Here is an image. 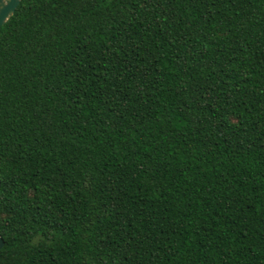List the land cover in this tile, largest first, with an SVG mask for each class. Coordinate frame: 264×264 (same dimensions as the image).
<instances>
[{
    "label": "trees",
    "instance_id": "trees-1",
    "mask_svg": "<svg viewBox=\"0 0 264 264\" xmlns=\"http://www.w3.org/2000/svg\"><path fill=\"white\" fill-rule=\"evenodd\" d=\"M0 236V264H264V0H21Z\"/></svg>",
    "mask_w": 264,
    "mask_h": 264
},
{
    "label": "water",
    "instance_id": "water-1",
    "mask_svg": "<svg viewBox=\"0 0 264 264\" xmlns=\"http://www.w3.org/2000/svg\"><path fill=\"white\" fill-rule=\"evenodd\" d=\"M21 0H0V27L3 26L15 13ZM4 241L0 236V249Z\"/></svg>",
    "mask_w": 264,
    "mask_h": 264
}]
</instances>
